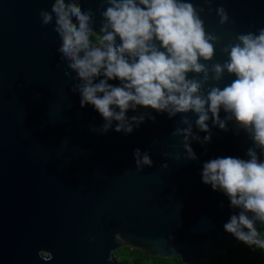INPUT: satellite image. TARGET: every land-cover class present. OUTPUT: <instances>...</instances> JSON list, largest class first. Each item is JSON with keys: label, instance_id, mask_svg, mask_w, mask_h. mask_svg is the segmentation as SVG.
I'll list each match as a JSON object with an SVG mask.
<instances>
[{"label": "water", "instance_id": "obj_1", "mask_svg": "<svg viewBox=\"0 0 264 264\" xmlns=\"http://www.w3.org/2000/svg\"><path fill=\"white\" fill-rule=\"evenodd\" d=\"M53 2L0 0V264H119L115 253L123 246L197 263L236 246L240 241L223 228L236 210L201 173L214 158L248 159L254 145L247 134L237 135L234 122L227 132L210 122L211 142L193 141L198 159L185 160L182 138L172 136L186 127L179 115L140 108L128 116L147 111L155 122L146 118L131 134L116 132L115 122L107 133L93 131L105 121L72 91L77 81L65 75L70 69L57 51L55 19L42 24L40 13ZM189 2L204 9L206 31L222 39L214 60L204 62L209 70L228 60L221 49L238 42V34L264 28V0ZM80 4L95 13L99 32L107 4ZM221 6L226 24L216 12ZM234 78L225 71L219 85ZM188 115L203 139L196 116ZM136 149L149 153L153 166L138 170ZM41 250L53 260L43 261Z\"/></svg>", "mask_w": 264, "mask_h": 264}, {"label": "clouds", "instance_id": "obj_2", "mask_svg": "<svg viewBox=\"0 0 264 264\" xmlns=\"http://www.w3.org/2000/svg\"><path fill=\"white\" fill-rule=\"evenodd\" d=\"M104 2L99 32L95 13L84 11L80 0H54L51 11L40 13L44 25L55 19L53 30L62 41L57 51L70 69L65 75L77 81L72 91L80 94L81 107L93 106L105 121L93 131L107 133L115 122L116 132L131 134L146 118L155 122L147 111L128 116L140 108L167 113L170 119L179 115L186 127H177L172 136L182 138L185 160H197L192 142H211L210 122L225 132L234 122L236 134L246 133L254 145L247 149L248 159H211L203 164L202 182L222 192L236 210L223 225L225 232L264 261V236L257 227L264 224V28L238 34V42L221 49L228 60L209 70L204 62L214 60L222 39L206 31L203 8L189 0ZM216 12L221 24L229 22L223 6ZM225 71L235 78L221 87ZM116 80L119 85L110 83ZM189 113L196 116L195 127L206 133L203 139L194 132ZM134 158L140 171L153 166L149 153L140 149ZM180 158L177 153L175 159ZM39 257L53 260L44 250Z\"/></svg>", "mask_w": 264, "mask_h": 264}, {"label": "trees", "instance_id": "obj_3", "mask_svg": "<svg viewBox=\"0 0 264 264\" xmlns=\"http://www.w3.org/2000/svg\"><path fill=\"white\" fill-rule=\"evenodd\" d=\"M264 236V224H257ZM117 257L119 259H117ZM119 264H264L259 257V252L254 254L245 244L239 242L224 253L216 254L197 263H186L179 258H163L150 256L140 249L123 246L115 253Z\"/></svg>", "mask_w": 264, "mask_h": 264}, {"label": "rangeland", "instance_id": "obj_4", "mask_svg": "<svg viewBox=\"0 0 264 264\" xmlns=\"http://www.w3.org/2000/svg\"><path fill=\"white\" fill-rule=\"evenodd\" d=\"M117 259H119V258L117 257Z\"/></svg>", "mask_w": 264, "mask_h": 264}]
</instances>
